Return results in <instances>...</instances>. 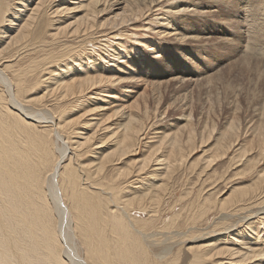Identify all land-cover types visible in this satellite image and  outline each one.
Instances as JSON below:
<instances>
[{"label":"bare ground","instance_id":"6f19581e","mask_svg":"<svg viewBox=\"0 0 264 264\" xmlns=\"http://www.w3.org/2000/svg\"><path fill=\"white\" fill-rule=\"evenodd\" d=\"M211 1L208 6L214 10L234 2ZM240 1L253 2L251 9L258 2L260 9L264 7V0ZM192 4L188 0H0V264H180L185 256L182 248L172 254V243L161 249L152 235L170 195L165 188L181 170L193 173L202 163L201 175L216 170L224 160L228 167L219 179L231 168L242 167L237 175L254 174L253 183L217 198L216 192L203 194L202 186L201 215L219 217L212 225L210 217L206 219L207 229L193 227L174 237L182 246L192 243L186 247L191 254L188 264H264V242L258 241L264 238L263 125L256 121L255 128L252 124L242 134L233 123L226 132L216 130L214 124L208 128V123L197 128L194 111L182 102L187 94H180L178 107L189 114L175 130L154 132L159 117L175 105L160 107V90L175 80L181 87L185 82L190 86L189 81L147 83L141 92L139 80L112 66L125 67L123 72L132 75L142 71L130 65L132 49L120 41L122 26L135 25L155 12L156 19L145 25L147 31L158 25L170 33V28L185 27L181 18L190 16ZM240 9L249 10L246 4ZM78 12L80 17L66 23ZM247 21L239 30L243 24V32L254 35ZM201 31L213 33L210 28L195 30ZM95 34L102 36L94 39ZM133 36L126 35L134 39L131 45L144 44L147 50L153 46L155 39ZM189 54L185 51L183 56ZM134 57L141 64V56ZM123 90L127 97L118 101ZM84 106L89 109L87 116L100 118H90L81 126L69 115ZM80 127L93 133L83 137ZM246 136L249 139L241 144ZM143 140L146 156L127 165ZM210 141L214 146L211 143L204 158L190 162ZM106 146L101 150L104 154L93 152ZM90 153L93 160L86 164L82 157ZM113 170L115 174L110 173ZM134 211L147 215L144 224L132 215ZM110 227L122 235L121 241L128 240L129 252L118 250L120 241L106 239ZM207 234L219 236L198 243Z\"/></svg>","mask_w":264,"mask_h":264},{"label":"rangeland","instance_id":"374dc122","mask_svg":"<svg viewBox=\"0 0 264 264\" xmlns=\"http://www.w3.org/2000/svg\"><path fill=\"white\" fill-rule=\"evenodd\" d=\"M188 1L194 4L189 5L190 16L187 18H181L185 25L184 28H170V33H168V31H165L163 27L160 28L158 25H155L150 27L154 28L152 31H149L150 29L147 31L146 26H149L147 25L150 23L149 21L156 19L155 12L149 19L139 20L140 22L135 25H127L125 27L122 26L121 29L124 33V36L122 38L123 40L120 41L126 42L132 49L129 54L130 65L137 69H141L143 72L135 71L138 75H132L134 73L123 72L126 71L125 67L121 69L117 65L112 66L115 67L116 71H121L123 75L128 76L131 79L134 78L139 80V83H142V86H140L142 87L141 92L145 91L146 86L144 85L147 83L150 84L153 82L167 81L173 78L189 81L190 86L186 85L185 82L183 87H181V85L176 83L175 80L160 90L159 98L162 100L160 107H164L162 104H165V108L172 103H175V105L167 110V115L163 116L162 118L161 116L159 117L158 123H155V126L153 127V129H155L154 132H160L161 129L168 128H170L169 131L175 130L177 124L184 121L185 116L189 114L190 111H194L192 113V116L194 115L192 120L193 123L197 125V128H201L203 124L206 125V123H208V128L213 127L212 124H214L216 130L221 129V131L225 130L224 132H226L230 128L228 126H232L233 123V126L237 125V129L240 128L238 131H240L242 134L241 131H244L247 127L251 129L253 126L252 124H254L255 128L256 121L257 126L263 125L264 127V117L261 116L264 113V7H261L260 9V2H258L256 4L257 7L255 9H251L250 4H253V2L233 0V5L229 3H222L219 8H217V10H214L210 8L211 6H208L209 3L213 5L211 0ZM245 4L249 10H246L247 12L242 13L240 8L245 7ZM158 13V15H161L162 12ZM73 15L74 18H70L66 21V23L75 20L82 14L81 12H78V15ZM244 19L249 21H247V25L252 29L254 35L245 34L243 31H246V28L243 24L241 27L242 32L239 30V25L242 23V21L244 22ZM202 28H210L213 33L210 34L202 31L195 32V30ZM106 31H109V29ZM126 35L127 37L134 35L133 37L137 36L145 39L150 37L155 40L152 43L153 46L149 45V50H147L145 49L144 44L141 48L137 45H131L134 39H128ZM97 36L100 37L102 34H95L92 37L96 39ZM194 36H197V38H193ZM204 36H210V38L205 39ZM254 36L255 38H253ZM92 37L90 40L93 39ZM181 38L185 39L181 40ZM101 39H103V37ZM84 40H86V38ZM252 40L256 42L253 43ZM70 41H73V39H70ZM87 41L89 40L87 39ZM84 42L86 41H82L81 44H84ZM113 42L116 44L118 40ZM96 49L98 53H104V50H101L99 47H96ZM185 51L190 53L188 57L183 56ZM256 51H258V53ZM259 52L261 53L259 54ZM257 54L259 56H257ZM135 55L141 56V64H137V59L134 57ZM122 56L126 57V54ZM258 60L259 62H257ZM98 64L100 65L101 63L98 62L97 65ZM168 67L169 69L167 70ZM151 69L152 71H149ZM139 83H130L129 86L134 87ZM161 93L165 94L164 98ZM180 94H187V97L185 96V99L182 102L185 103L184 105L187 104V106H189L190 111L186 112L182 108H179V105L182 103L177 101L181 98L179 96ZM118 95L120 97L118 101L125 99L127 97V91L123 90L122 93ZM134 99L135 98H133V100ZM175 99L178 103L175 101ZM191 104L192 106L190 108ZM175 106L179 107L177 108ZM88 110L89 109L86 106L81 107V109H75V111L71 113L72 115L70 114L69 117L71 119L76 118L77 121L81 123L84 121V124L89 122L90 118H100V116L97 117V115L87 116L86 112ZM72 116L75 117L72 118ZM96 119L94 121H96ZM113 120H111L110 123ZM94 121L90 122L86 127H91ZM233 121L236 122L234 123ZM198 125H200V127H198ZM204 125L202 127H205ZM250 125L252 126L250 127ZM81 126H83V123ZM80 128H84L80 130L81 133H83L82 135H84L83 137L93 133V130L89 131V128ZM216 133L217 131L215 134ZM215 134L214 136L216 137L218 134ZM247 139H249L248 136L244 137L241 144ZM209 143V145L207 144L206 147L199 149V151L197 150V152L191 156L193 158H191L190 162H195V160L197 161L199 156L200 158H204V155L202 154L214 146L213 141H210ZM99 145L101 144H96L95 146ZM144 145L145 140H143L142 145H140L138 152L127 160V165L134 159L139 160L146 156V153L144 152ZM108 147L109 146L96 149L93 152L96 151L99 153L98 155H100L103 153L101 150H105ZM92 154L93 153L88 155L84 154L82 157L86 164L93 160L92 157L94 156H92ZM260 164L264 165V154ZM199 167L196 171H193V173H187V171L181 170L179 173H177L175 181L170 182L165 188L171 196L168 195L166 197V204H164L161 208V212L159 213L160 217L155 224L156 226L154 227V233L152 234L157 244H161V249L166 243H172L171 245H174V253L171 252L172 254H175L176 251L182 248V253H184L185 256L183 257V260L180 264H188L186 263V260L191 254L188 253L186 247L188 244L192 243L187 242L182 246L183 243L178 242L174 235H184L189 229H192L193 227L198 229L199 227H203L207 229L205 220L210 216L206 218L205 216L201 215L202 202H200L201 198L199 199V189L204 186L203 189L205 190L203 194L206 192L210 193V191L216 192L215 197L217 198L221 197L226 192L229 194V192L236 186H245L247 184L251 185L254 181V174L245 173L242 175H237L239 171H243L242 167L237 168L238 170L231 168L224 178L225 181L224 179H219L220 174H222V172H224L228 167L227 160L219 163L216 170H206V172L201 175L199 173L202 171V163L199 164ZM250 171L256 170L250 169ZM110 173L115 174L116 172L113 170ZM206 178H208L207 182L203 184L202 181L206 180ZM158 181L159 180L157 179L154 180L155 183ZM160 184L161 182L158 183V185ZM132 215L134 217H139L141 224H144L147 218V215L143 211H134ZM215 217L218 218V214L212 215L210 217L211 221L209 224L212 225ZM187 222L191 223L188 225L184 224ZM162 228L163 231H160L159 229ZM148 232H150V230ZM152 232L153 231H151V233ZM158 232H160V234H158ZM195 233L196 235H200L197 233V229ZM121 236L122 235L118 231L114 232V230L110 227L106 239L120 241L122 244L118 250L129 252L131 245L128 243L127 239L121 241ZM201 236L204 235L201 234ZM217 236H219V234H207L205 235V238H203V241L198 243H208ZM258 241L259 243H263L264 238H260ZM223 262L225 263L227 261Z\"/></svg>","mask_w":264,"mask_h":264}]
</instances>
